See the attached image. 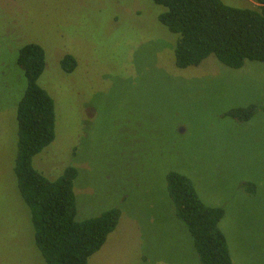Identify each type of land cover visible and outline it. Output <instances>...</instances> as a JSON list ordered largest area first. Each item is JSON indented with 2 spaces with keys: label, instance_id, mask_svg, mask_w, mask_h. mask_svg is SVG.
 Here are the masks:
<instances>
[{
  "label": "rangeland",
  "instance_id": "374dc122",
  "mask_svg": "<svg viewBox=\"0 0 264 264\" xmlns=\"http://www.w3.org/2000/svg\"><path fill=\"white\" fill-rule=\"evenodd\" d=\"M165 11L152 0H0V264H46L14 172L27 86L17 58L28 43L45 51L37 81L55 104L54 139L34 168L54 180L75 167L77 221L120 210L87 264H199L169 171L224 209L219 228L233 264H264V112L248 121L226 114L264 105V63L236 70L210 55L176 67L178 34L158 20ZM67 54L72 71L60 63Z\"/></svg>",
  "mask_w": 264,
  "mask_h": 264
},
{
  "label": "trees",
  "instance_id": "16d2710c",
  "mask_svg": "<svg viewBox=\"0 0 264 264\" xmlns=\"http://www.w3.org/2000/svg\"><path fill=\"white\" fill-rule=\"evenodd\" d=\"M152 1L166 8L158 15L159 22L178 34L176 67L198 66L210 55L236 70L248 61L264 63V0H252L255 4L251 7H233L221 0ZM60 63L66 71L76 67L75 58L69 54ZM17 64L27 86L16 111L14 172L19 193L30 211L35 245L46 264H87L116 228L120 210L110 208L77 221L75 167H66L54 180L34 168L33 157L54 139L55 104L37 81L45 68L44 49L35 43L24 45L19 49ZM260 111L264 112V105L252 103L226 114L248 121ZM166 178L175 215L191 235L199 264H233L219 228L224 209L205 204L186 175L169 171Z\"/></svg>",
  "mask_w": 264,
  "mask_h": 264
}]
</instances>
